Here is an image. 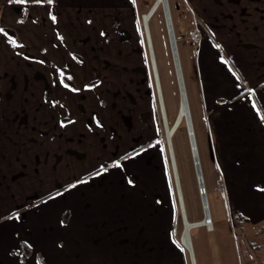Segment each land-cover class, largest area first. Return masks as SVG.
<instances>
[{
  "label": "crops",
  "instance_id": "obj_1",
  "mask_svg": "<svg viewBox=\"0 0 264 264\" xmlns=\"http://www.w3.org/2000/svg\"><path fill=\"white\" fill-rule=\"evenodd\" d=\"M132 2L0 0V264H186L174 233L177 192L164 124ZM183 2L200 32L198 42H187L194 133L219 169L226 218L237 210L250 226L264 225V0ZM76 7L82 29L84 12L100 7L102 19L118 13L135 38L115 94L77 91L89 78L74 72L82 63Z\"/></svg>",
  "mask_w": 264,
  "mask_h": 264
},
{
  "label": "rangeland",
  "instance_id": "obj_2",
  "mask_svg": "<svg viewBox=\"0 0 264 264\" xmlns=\"http://www.w3.org/2000/svg\"><path fill=\"white\" fill-rule=\"evenodd\" d=\"M28 1L30 0H26V7L28 6ZM154 1L155 0H133L132 2L136 11V23L138 24L140 34V41L138 42V44L141 43V45L145 47L146 54L149 45L144 37L142 16L143 14L147 13V10L149 11L151 9ZM167 1L171 13L173 30L176 36V46L181 62V69L183 72L182 74L184 77L185 85L188 89L189 86L192 87L191 85L194 80L192 75L187 73V70H189L190 72L191 60V50L189 49V45L187 42H197L192 39L191 33H198L200 39V32L197 30V28H195L197 22L185 13V6L183 2L184 0ZM72 12L77 18L76 29L73 36V40L75 39V53L79 55L78 61H82V63L77 62L76 64V71H74L75 77L77 78V80H80L81 78L83 79L84 77L89 78V83L87 82V86H81L79 84L80 82H77V91L81 92L86 89V92H90L93 95L102 96L115 94L112 86L115 85V80L118 78L117 75L123 74L124 76L128 77V70L132 64V54L128 52V48L130 45H133L135 43V38L128 37V26L124 21L115 20L116 14H118L116 12L104 13L105 18L109 17L108 20L102 19L103 13L102 11H100V7H92L91 9L86 10V12H84L86 16V26L84 29L81 28L80 20L81 16L84 15L83 10L76 7V9ZM96 12L99 13L98 17H96ZM22 15L23 12H21V16ZM43 20L44 18L41 17L39 22H42ZM148 27L150 29L149 32L151 33L152 37L151 41L153 42L154 48L153 52L155 53L158 63L160 81L162 85L164 102L167 109V115L169 118V122H171V118H174V115L177 111L179 95L173 60L170 52L169 40L166 32L164 15L161 8H159L155 15L151 18ZM22 31L24 32V28L22 29ZM5 33L6 36L14 43H17L18 38H20L18 37V34L15 30L8 29V31H5ZM179 34H183L185 36V40H182L181 38L178 39ZM60 40L62 41L61 38ZM20 42H22L21 39ZM20 42L18 44H20ZM147 57V60L149 61L150 53L149 55L147 54ZM117 69L118 71L122 70V72L117 74ZM3 74L4 73L2 71L1 76H3ZM149 78L151 87L153 88L152 90L155 93L151 72L149 73ZM68 84L71 88L74 87L70 82H68ZM187 100L192 125L196 130L198 124V118L195 115L196 102L192 96V93L190 94L188 91ZM161 134L165 141V133L163 131L162 124ZM195 137L200 155V164L202 168L205 189L207 192L206 195L209 202L210 214L212 213L211 215L219 220L218 225L221 228L218 234H216V232L214 233L213 231H209L207 227H197L192 230L191 245L196 263L264 264V233L258 236H254V226L248 225L244 231V236L238 235L237 231L235 233L233 232L231 236L227 234L224 228L228 226V219L226 218L227 216H225L223 197L224 194L222 192L223 190L221 188L222 186L220 182H217L218 179L221 180L219 169H217V166L213 164V161L210 159L207 149H205L201 144L199 136L197 137L196 135ZM172 140L175 146L174 156L176 157L180 186L183 192L184 203L185 205H187L186 216L188 215L190 221H192L191 216L194 213L196 216L200 217L199 220H201L203 217L202 199L199 195V185L197 183L195 168L189 150L184 122L181 123L180 128L175 133ZM170 170L171 169L169 167V172L171 174ZM176 205L178 213L175 221L174 233L178 244H180V237L183 231V226L177 197ZM212 223L214 226L215 223L213 221ZM181 249L186 264H190L186 250L182 246Z\"/></svg>",
  "mask_w": 264,
  "mask_h": 264
},
{
  "label": "bare ground",
  "instance_id": "obj_3",
  "mask_svg": "<svg viewBox=\"0 0 264 264\" xmlns=\"http://www.w3.org/2000/svg\"><path fill=\"white\" fill-rule=\"evenodd\" d=\"M153 3H154L153 6L151 5L152 6L151 9L154 7L155 4H157L156 8L158 6H160L162 11H163V15L165 12L166 20H167L165 22V25L167 23L166 32H167V29H169V32H171L170 31V22H171L172 30H173V23L171 21L172 20L171 16H170V21L168 18L167 7H168L169 15H171V13L169 11L170 9L168 6V1L167 0H155ZM150 10L147 11V13L143 14V16H142L143 30H144L145 40L147 41V43L149 45L148 52L150 53L149 59H150V61H152V62H150V65H151L152 76L154 79V87H155V92H156V97H157L160 115H161V118H162V121L164 124V133H165V139H166L167 147H168V153H169L170 164H171V171L173 174L175 189H176L177 197L179 200L180 214H181L182 226H183V229H182L183 231H182L181 237H180V244L186 250L187 255L189 257L190 264H196L194 252H193L192 245H191L192 243H191L190 230L192 228H197V227H207V229L209 231H212L213 230V224H212V219H211V215H210L209 202H208L207 195H206L207 192H206L204 181H203V173H202V168H201V164H200V155H199V151H198V147H197V143H196V139H195L194 128H193L192 121H191L190 110H189V105H188V100H187V95H186L187 92L185 90L186 87H185V83H184L183 74H182V80H180L179 77H178V81L176 79V83L178 82L177 86L179 85L178 91H180L179 107H178L176 119L174 120L173 125L171 127L168 126L169 124L167 122L162 92H161V88H160V82H159L158 72H157V67H156L157 65H156L155 58H154L155 56H154V52H153V45H152V41H151V36L149 34L150 32L148 30L149 29L148 22L151 19L152 14L154 13L153 12L151 15H149ZM164 20H165V18H164ZM145 29L147 30L146 31L147 35L145 33ZM173 35H174L175 46H176L177 41L175 38L174 30H173ZM172 45H173V43H172ZM172 51H173V56H174L175 63H176L175 65H176V69H177V74L179 76V72H178L179 70H178V64L176 62V52L174 50V46H172ZM176 51H177V46H176ZM177 54H179L178 51H177ZM178 59H179V55H178ZM178 61H179L181 73H183L182 69H181L180 59ZM179 116H180V119H179L180 121L178 122L176 128L178 127V125L181 121H184V124L186 127V134H187V138H188V144H189V150H190L191 158H192V161L195 162V165H194L195 166L194 167L195 168V174L199 180V186L198 187L203 189L205 192L201 196L202 212H203V214L205 212V218L203 219V217H202L201 220L195 221V222L188 221L187 216H186L185 204L183 202L178 169L176 166L174 150H173V146L171 143V138H172V135L174 133V132H172V129H173L174 123L176 121H178ZM190 124H191V128H190ZM176 128H175V130H176ZM191 130H192L193 134H191ZM182 210L184 212L185 217H183ZM208 214H209V216H208ZM207 219H209V220H208V222L205 223V220H207ZM201 221H203V223H201ZM190 255H191V258H190Z\"/></svg>",
  "mask_w": 264,
  "mask_h": 264
},
{
  "label": "trees",
  "instance_id": "obj_4",
  "mask_svg": "<svg viewBox=\"0 0 264 264\" xmlns=\"http://www.w3.org/2000/svg\"><path fill=\"white\" fill-rule=\"evenodd\" d=\"M153 4V3H152ZM159 8H161L160 6H158L156 9H155V11H154V13L152 14V17L155 15V13L157 12V10L159 9ZM148 11V10H147ZM151 17V18H152ZM193 20H195L196 21V19H195V16L192 18ZM151 20V19H150ZM150 20H149V22H150ZM149 22H148V25H149ZM149 31H150V29H149ZM175 33V32H174ZM150 36H151V33H150ZM175 38H176V36H175ZM179 38H181L182 39V37H180V36H178V39ZM151 40H152V37H151ZM152 45H153V42H152ZM153 50H154V48H153ZM154 56H155V53H154ZM155 62H156V67H157V72H158V78H159V82H160V88H161V92H162V97H163V91H162V85H161V81H160V75H159V68H158V63H157V60H156V56H155ZM181 63V62H180ZM184 83H185V81H184ZM185 87H186V85H185ZM178 88V87H177ZM186 92H187V87H186ZM178 95H179V91H178ZM186 95H187V93H186ZM163 102H164V97H163ZM164 107H165V112H166V117H167V122H168V126L169 127H171L172 125H173V122H174V120L176 119V115H177V112H178V107H179V98H178V106H177V111H176V114L174 115V118L171 120V122H169V118H168V115H167V109H166V106H165V102H164ZM182 122H184V121H181L180 123H179V125H178V127L176 128V130L174 131V133H173V135H172V138H171V143H172V146H173V150H174V154H175V146H174V144H173V137H174V135H175V133L178 131V129L180 128V126H181V123ZM195 130V129H194ZM187 135V134H186ZM195 135H196V133H195ZM187 140H188V138H187ZM133 153V152H132ZM129 155V154H128ZM175 160H176V157H175ZM176 166H177V162H176ZM177 169H178V167H177ZM182 190V189H181ZM183 193V192H182ZM185 204V203H184ZM185 210H186V213H187V205H185ZM187 219H188V221H190V218H189V216L187 215ZM190 222H192V221H190ZM213 224V223H212ZM248 225H250V221H249V219H247L246 217H244L239 211H237V210H229V212H228V226H226V227H224L225 228V230H226V232H227V234L229 235V236H231L232 234H233V232L235 233L236 231H237V233H238V235H241V236H244V231H245V229H246V227L248 226ZM194 228H192L191 230H190V235H191V232H192V230H193ZM220 227H219V225L217 224V223H215L214 224V226H213V232L215 233L216 232V234H218V232L220 231ZM254 236L256 235V236H258V235H260V234H263L264 233V225L263 224H261V225H255L254 226ZM197 264V263H196Z\"/></svg>",
  "mask_w": 264,
  "mask_h": 264
},
{
  "label": "water",
  "instance_id": "obj_5",
  "mask_svg": "<svg viewBox=\"0 0 264 264\" xmlns=\"http://www.w3.org/2000/svg\"><path fill=\"white\" fill-rule=\"evenodd\" d=\"M156 5L157 4H155L154 5V7L150 10V12H149V15H151L153 12H154V10H155V8H156ZM167 13H168V18H169V21H170V15H169V12H168V7H167ZM164 18H165V22L167 21L166 20V15H165V12H164ZM166 26H167V23H166ZM147 30L145 29V33H146V35H147V32H146ZM170 31L171 32H169V29H167V36H168V39H169V46H170V51H171V56H172V60H173V66H174V71H175V77H176V79H177V81H178V77L180 78V80H182V73H181V70H180V65H179V59H178V54H177V51H176V46H175V39H174V35H173V30H172V26H171V22H170ZM172 43H173V45H172ZM172 46H174V50H175V52H176V62H177V64H178V72H179V76H178V74H177V69H176V63H175V59H174V56H173V51H172ZM177 84H178V82H177ZM178 87H179V85H178ZM180 90V89H179ZM179 95H180V91H179ZM185 96V95H184ZM180 119V116H179V118H178V121H176L175 123H174V126H173V129H172V132H174L175 131V128H176V126H177V124H178V122L180 121L179 120ZM190 128H191V124H190ZM191 134H193L192 133V130H191ZM190 141V140H189ZM194 163V165H195V162H193ZM195 167V166H194ZM197 183H198V185H199V180H198V177H197ZM199 190H200V192L202 193V195L204 194L203 193V189H201L200 187H199ZM182 213H183V217H185L184 216V212H183V210H182ZM208 216H209V214H208ZM205 218V212H204V214H203V219ZM208 220L209 219H207V220H205V223L206 222H208ZM201 223H203V221H201ZM190 258H191V255H190Z\"/></svg>",
  "mask_w": 264,
  "mask_h": 264
},
{
  "label": "built area",
  "instance_id": "obj_6",
  "mask_svg": "<svg viewBox=\"0 0 264 264\" xmlns=\"http://www.w3.org/2000/svg\"><path fill=\"white\" fill-rule=\"evenodd\" d=\"M191 35H192V39H193L194 41H197V42L199 41L198 33H196V32H192ZM203 193H205V192L203 191ZM199 195L202 196V193L200 192V190H199Z\"/></svg>",
  "mask_w": 264,
  "mask_h": 264
}]
</instances>
